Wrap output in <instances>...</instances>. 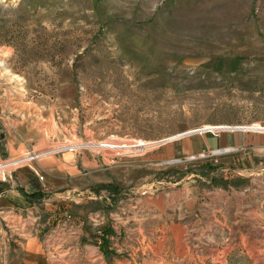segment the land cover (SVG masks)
I'll list each match as a JSON object with an SVG mask.
<instances>
[{
    "label": "rangeland",
    "instance_id": "obj_1",
    "mask_svg": "<svg viewBox=\"0 0 264 264\" xmlns=\"http://www.w3.org/2000/svg\"><path fill=\"white\" fill-rule=\"evenodd\" d=\"M0 56V184L61 211L0 264H264V0H0Z\"/></svg>",
    "mask_w": 264,
    "mask_h": 264
},
{
    "label": "crops",
    "instance_id": "obj_2",
    "mask_svg": "<svg viewBox=\"0 0 264 264\" xmlns=\"http://www.w3.org/2000/svg\"><path fill=\"white\" fill-rule=\"evenodd\" d=\"M22 148V145L14 147L12 144H10L9 139L4 147L0 145V159L12 154L13 152L21 150ZM43 172L47 173V171L42 169V173ZM50 178L51 177L48 176L47 180H49ZM48 183H46L45 178H43V180H39L30 169L22 168L16 171L10 181L4 184H0V213L5 217L7 216L8 218H10L11 224L13 226L18 225V228H20L18 229L19 231H23V226L26 225V222H32L30 220L34 214L36 215L34 219L38 218L40 220L46 219L47 217H49V219H53L55 218V215L60 217L61 211L58 207L59 203H57L55 206L50 203L53 200L59 201V196H54L55 199H42L37 203L34 202V199L30 198V196L35 193H43L44 195H47V191L44 190V188L45 186H49ZM46 210H48L49 212H46ZM5 217L4 219L7 218ZM34 221L35 220H33V222ZM7 222L5 225L8 226L10 222ZM69 222V228L74 231V234L76 235L74 239L77 241L79 236L82 235V227L78 226L72 221ZM61 230L62 228H60V225L57 224L53 232H60Z\"/></svg>",
    "mask_w": 264,
    "mask_h": 264
},
{
    "label": "built area",
    "instance_id": "obj_3",
    "mask_svg": "<svg viewBox=\"0 0 264 264\" xmlns=\"http://www.w3.org/2000/svg\"><path fill=\"white\" fill-rule=\"evenodd\" d=\"M100 149L109 150V151H122V152H132L133 149H139L143 145L138 143H129L126 141H117V142H103L97 145ZM99 149V148H98ZM18 164H8L5 162H0V182H5L7 177L11 172L12 167H16Z\"/></svg>",
    "mask_w": 264,
    "mask_h": 264
},
{
    "label": "bare ground",
    "instance_id": "obj_4",
    "mask_svg": "<svg viewBox=\"0 0 264 264\" xmlns=\"http://www.w3.org/2000/svg\"><path fill=\"white\" fill-rule=\"evenodd\" d=\"M15 1H18V0H15ZM1 57V56H0ZM7 57V56H6ZM5 58V57H4ZM0 66L1 67H3V69L5 70V72L6 73H8L10 76H12V78H18V76H16V75H14V74H12L9 70H6L5 69V67H4V63L2 62V61H0ZM22 92V91H21ZM24 93V92H23ZM253 127V129H257V127H258V125H253L252 126ZM207 129H209L208 127H206ZM224 129H226V127H224V126H219V127H214V128H212L211 129V131H214V132H220V131H224ZM174 138V137H173ZM172 138V139H173ZM92 144V143H91ZM139 145H146V143H143V142H139L138 143ZM71 146V145H70ZM65 147V146H64ZM67 147V146H66ZM75 148V147H74ZM54 149V148H53ZM97 149V148H96ZM217 149V148H216ZM43 150V149H42ZM58 151V150H57ZM73 151V150H72ZM75 151H76V149H75ZM227 151H231V149L229 148L228 150H226V151H224V152H222L221 154H223V153H225V152H227ZM37 154V153H36ZM53 154V153H52ZM211 154L212 155H214V154H220L219 153V150H212L211 151ZM44 155V154H43ZM39 156V155H38ZM41 156V155H40ZM49 156V155H48ZM35 157V156H34ZM42 157V156H41ZM199 157V156H198ZM29 158V157H28ZM27 159V158H26ZM39 159V158H38ZM189 159V158H188ZM31 159H27L26 161H24V162H22V163H18V164H23V163H27V162H29ZM180 161V160H179ZM168 163V162H167Z\"/></svg>",
    "mask_w": 264,
    "mask_h": 264
},
{
    "label": "water",
    "instance_id": "obj_5",
    "mask_svg": "<svg viewBox=\"0 0 264 264\" xmlns=\"http://www.w3.org/2000/svg\"><path fill=\"white\" fill-rule=\"evenodd\" d=\"M226 129H230V128L227 127ZM234 129H237V128H234ZM208 130H210V129H208ZM208 130H207V131H208ZM254 130H256V129H254ZM192 133H194V132H191V133L188 132V134H192ZM176 137L179 138V137H182V135H181V136L179 135V136H176ZM226 150H228V149H220V150H219V153H222V152H224V151H226ZM175 162H179V161L177 160V161H175Z\"/></svg>",
    "mask_w": 264,
    "mask_h": 264
}]
</instances>
